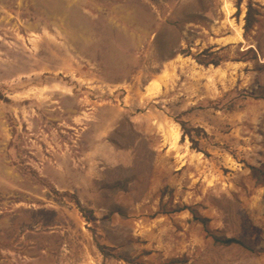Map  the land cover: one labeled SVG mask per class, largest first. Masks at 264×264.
Segmentation results:
<instances>
[{"label":"rangeland","instance_id":"rangeland-1","mask_svg":"<svg viewBox=\"0 0 264 264\" xmlns=\"http://www.w3.org/2000/svg\"><path fill=\"white\" fill-rule=\"evenodd\" d=\"M252 167L264 0H0V264H264Z\"/></svg>","mask_w":264,"mask_h":264},{"label":"trees","instance_id":"trees-1","mask_svg":"<svg viewBox=\"0 0 264 264\" xmlns=\"http://www.w3.org/2000/svg\"><path fill=\"white\" fill-rule=\"evenodd\" d=\"M247 18L249 19V20H251L250 19V17H251V15H250V7H249V11H248V13H247ZM248 20V22H247V25H251V23H250V21ZM251 170H252V175H253V177H255L258 181H260L261 183H263V185H264V170H261V169H259V168H256V167H252L251 168ZM217 239L218 240H220V241H223L224 243H230V242H232V243H240L241 241L240 240H238V239H235V238H227V239H221V238H218L217 237ZM242 243V242H241Z\"/></svg>","mask_w":264,"mask_h":264}]
</instances>
